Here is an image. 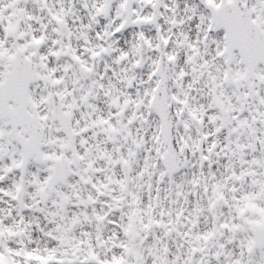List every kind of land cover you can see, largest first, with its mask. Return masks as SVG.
<instances>
[{
	"label": "snow or ice",
	"instance_id": "obj_1",
	"mask_svg": "<svg viewBox=\"0 0 264 264\" xmlns=\"http://www.w3.org/2000/svg\"><path fill=\"white\" fill-rule=\"evenodd\" d=\"M0 264H264V0H0Z\"/></svg>",
	"mask_w": 264,
	"mask_h": 264
}]
</instances>
